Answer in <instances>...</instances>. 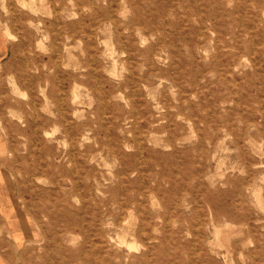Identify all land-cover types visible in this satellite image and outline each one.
Masks as SVG:
<instances>
[{
    "label": "rangeland",
    "instance_id": "1",
    "mask_svg": "<svg viewBox=\"0 0 264 264\" xmlns=\"http://www.w3.org/2000/svg\"><path fill=\"white\" fill-rule=\"evenodd\" d=\"M5 199L2 264H264V0H0Z\"/></svg>",
    "mask_w": 264,
    "mask_h": 264
},
{
    "label": "bare ground",
    "instance_id": "2",
    "mask_svg": "<svg viewBox=\"0 0 264 264\" xmlns=\"http://www.w3.org/2000/svg\"><path fill=\"white\" fill-rule=\"evenodd\" d=\"M54 33V32H53ZM262 55H263V53H262ZM131 61V60H130ZM254 70V69H253ZM35 162V161H34ZM41 162V161H40ZM26 165V164H25ZM43 167V166H42ZM74 193V192H73ZM71 195V194H70ZM79 195V194H78ZM81 195V194H80ZM83 195V194H82ZM9 199L7 200V199H5L4 201H2L1 202V204H0V207H3V208H5V209H7V213H8V215H7V217H9L10 216V214H9V212H10V210H9ZM17 238H18V236H17ZM134 242V241H133ZM119 243V242H118ZM125 243V242H124ZM130 243V242H129ZM135 244H136V241H135ZM132 246V245H131ZM135 246V245H134ZM132 248V247H131ZM135 250V249H134ZM61 251V250H60ZM43 253V252H42ZM100 264V263H99Z\"/></svg>",
    "mask_w": 264,
    "mask_h": 264
},
{
    "label": "crops",
    "instance_id": "3",
    "mask_svg": "<svg viewBox=\"0 0 264 264\" xmlns=\"http://www.w3.org/2000/svg\"><path fill=\"white\" fill-rule=\"evenodd\" d=\"M1 212V211H0ZM0 260H1V258H0ZM0 264H2L1 262H0Z\"/></svg>",
    "mask_w": 264,
    "mask_h": 264
}]
</instances>
